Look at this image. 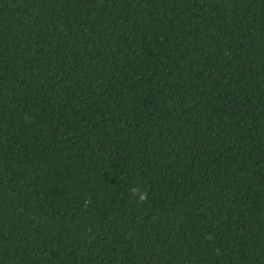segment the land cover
Returning a JSON list of instances; mask_svg holds the SVG:
<instances>
[{
    "label": "trees",
    "instance_id": "1",
    "mask_svg": "<svg viewBox=\"0 0 264 264\" xmlns=\"http://www.w3.org/2000/svg\"><path fill=\"white\" fill-rule=\"evenodd\" d=\"M0 264H264V0H0Z\"/></svg>",
    "mask_w": 264,
    "mask_h": 264
}]
</instances>
